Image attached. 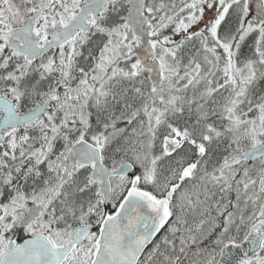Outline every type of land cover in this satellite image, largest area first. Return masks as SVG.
<instances>
[{
  "label": "snow or ice",
  "instance_id": "snow-or-ice-1",
  "mask_svg": "<svg viewBox=\"0 0 264 264\" xmlns=\"http://www.w3.org/2000/svg\"><path fill=\"white\" fill-rule=\"evenodd\" d=\"M0 264H264V0H0Z\"/></svg>",
  "mask_w": 264,
  "mask_h": 264
},
{
  "label": "flooded vegetation",
  "instance_id": "flooded-vegetation-1",
  "mask_svg": "<svg viewBox=\"0 0 264 264\" xmlns=\"http://www.w3.org/2000/svg\"><path fill=\"white\" fill-rule=\"evenodd\" d=\"M164 231H165V230H162L161 233H159L155 239L158 240V239L160 238V236H163V235H164Z\"/></svg>",
  "mask_w": 264,
  "mask_h": 264
}]
</instances>
